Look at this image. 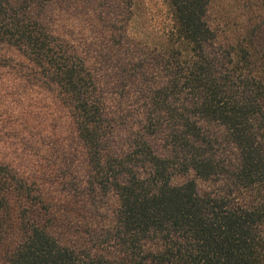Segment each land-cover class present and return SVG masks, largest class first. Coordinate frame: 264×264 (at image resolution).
<instances>
[{
    "label": "trees",
    "instance_id": "obj_1",
    "mask_svg": "<svg viewBox=\"0 0 264 264\" xmlns=\"http://www.w3.org/2000/svg\"><path fill=\"white\" fill-rule=\"evenodd\" d=\"M212 1L0 0V264H264V0Z\"/></svg>",
    "mask_w": 264,
    "mask_h": 264
},
{
    "label": "rangeland",
    "instance_id": "obj_2",
    "mask_svg": "<svg viewBox=\"0 0 264 264\" xmlns=\"http://www.w3.org/2000/svg\"><path fill=\"white\" fill-rule=\"evenodd\" d=\"M132 5L134 24L132 33L138 38L151 34L162 33L168 17L166 0H126ZM245 0H213L210 18L219 32L221 41L236 37L247 19H254L255 15L243 7ZM123 20L126 18L123 15ZM152 39V38H151ZM5 49V48H4ZM0 46V73H5L16 63L14 58ZM8 67L4 70V67ZM9 72V71H8Z\"/></svg>",
    "mask_w": 264,
    "mask_h": 264
}]
</instances>
